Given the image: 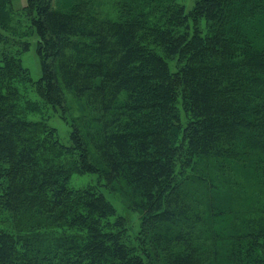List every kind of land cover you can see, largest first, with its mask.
<instances>
[{
  "label": "trees",
  "instance_id": "obj_1",
  "mask_svg": "<svg viewBox=\"0 0 264 264\" xmlns=\"http://www.w3.org/2000/svg\"><path fill=\"white\" fill-rule=\"evenodd\" d=\"M12 3L0 264H264V0ZM34 33L37 80L21 57ZM84 173L97 180L69 184Z\"/></svg>",
  "mask_w": 264,
  "mask_h": 264
},
{
  "label": "rangeland",
  "instance_id": "obj_2",
  "mask_svg": "<svg viewBox=\"0 0 264 264\" xmlns=\"http://www.w3.org/2000/svg\"><path fill=\"white\" fill-rule=\"evenodd\" d=\"M26 0H13L12 7L15 9H19L25 5ZM30 46L29 49L24 51L22 54V63L23 65L28 69V74L33 80H37L41 74L40 70V64L39 59L36 53V41H37V35L34 33L29 37ZM169 66L172 70L175 69L173 60L169 61ZM44 109V108H43ZM41 111V107L37 108L35 107L34 111L31 113H28L27 119H37L39 118L38 112ZM43 113L46 114V118H48V121L51 125L55 126L59 130V134L62 139H66L69 132V126L64 123L60 118L57 112H54L51 109H44ZM97 180L96 174L91 173H84V174H73L69 180V184L73 187H84L87 186L91 182H95ZM111 190V189H109ZM104 193L106 194L109 201L113 204V206L116 209V212L118 215H124L127 217L126 223H128L130 228L132 230H137L139 225V218L140 215L137 212H134L132 210L127 209L126 207V198L124 199L121 197L119 193L116 192H108V189H104ZM1 216V214H0ZM5 221L3 220L0 222V224H4ZM6 225V224H5Z\"/></svg>",
  "mask_w": 264,
  "mask_h": 264
}]
</instances>
